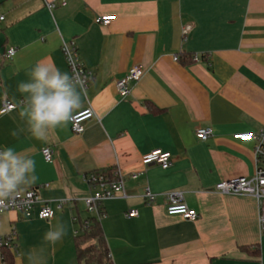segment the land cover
I'll return each instance as SVG.
<instances>
[{
    "label": "crops",
    "instance_id": "1",
    "mask_svg": "<svg viewBox=\"0 0 264 264\" xmlns=\"http://www.w3.org/2000/svg\"><path fill=\"white\" fill-rule=\"evenodd\" d=\"M0 15V56L16 48L0 67V111L4 99H25L18 85L37 62L71 75L62 52L67 43L91 74L74 113H95L84 133L74 134L69 121L43 140L27 131L23 104L0 114V150L12 147L35 161L37 179L24 189L40 188L54 213L50 220L39 219L38 208L29 218L0 214V237H11L16 248L13 264H29L33 250L41 264H78L74 219L86 218L84 200L93 193L85 177L112 169L124 178L126 194L102 204L113 264H264L257 201L215 191L221 181L264 169L255 142L234 138L264 129V0H0ZM102 15L116 19L101 26L95 18ZM185 55L196 59L175 60ZM137 66L143 77L122 98L116 82ZM203 128L212 130L206 141L196 137ZM154 150L171 154L168 169L143 164ZM171 193L196 210V221L167 214ZM132 210L138 216L128 218ZM57 223L67 234L53 246L43 237ZM243 247H259L260 254Z\"/></svg>",
    "mask_w": 264,
    "mask_h": 264
},
{
    "label": "built area",
    "instance_id": "2",
    "mask_svg": "<svg viewBox=\"0 0 264 264\" xmlns=\"http://www.w3.org/2000/svg\"><path fill=\"white\" fill-rule=\"evenodd\" d=\"M63 5L66 2L63 1ZM50 9L55 8L54 4H49ZM3 16L0 15V20H3ZM114 15H102L95 18V23L101 26H108L114 20ZM190 27L183 29V34L186 35ZM62 52L66 58L68 67L71 71V75L78 72L85 76L86 88L91 80V74L80 63L78 58L77 49L73 44L64 43L62 46ZM16 55V48L12 47L0 56V67L3 62L12 61ZM196 59V58H195ZM178 60V57L175 58ZM144 71L141 67L131 68L127 74L116 82V87L122 98H127L130 94V86L133 83L138 82L143 77ZM24 100H20L19 103L11 102L7 99L2 101V108L0 114L11 112L15 110L19 104H23ZM95 113L91 107L83 109L73 114L70 121L71 130L74 134L80 135L85 131V123L93 119ZM212 136V130L210 128L198 129L196 131V137L201 141H206ZM234 138L240 141H252L255 142V157L259 164H264V129L258 132H249L244 134H235ZM44 159L47 162H51L53 158L52 150L45 148L42 151ZM142 162L145 166L157 164L163 169H168L172 165V156L169 152L162 150H154L142 157ZM132 178H137V175H133ZM93 193L90 197L84 200L86 210L89 214L95 215L100 221L104 213L101 211L103 202L115 199L120 196H126L124 178L121 177L116 169H113V177L110 178L106 172L99 171L85 177ZM215 191L222 195L232 196H248L257 201L259 209V225L261 231L264 233V169L258 166L256 174L251 178H234L230 180L221 181L215 186ZM146 200H153V195L147 190L145 195ZM168 204L166 212L170 216H180L187 221H196L198 219V213L196 210L190 209L185 203H183L182 196L180 194H168ZM63 201L59 203V207L63 205ZM38 208L37 215L41 220H50L53 218L54 213L49 206V203L43 200L40 196V188H26L21 191L19 196H14L10 201H6L4 205H0V214L5 212H16L26 218L35 214ZM138 216L136 210H132L127 214L128 218H135ZM76 221V219H74ZM88 223H85V227ZM78 231L76 232V234ZM10 248L15 251V247L12 243L11 237H0V248Z\"/></svg>",
    "mask_w": 264,
    "mask_h": 264
},
{
    "label": "clouds",
    "instance_id": "3",
    "mask_svg": "<svg viewBox=\"0 0 264 264\" xmlns=\"http://www.w3.org/2000/svg\"><path fill=\"white\" fill-rule=\"evenodd\" d=\"M86 79L78 72L70 75L44 61L33 66L29 81L18 85L19 92L25 96L19 116L26 122L32 137L46 139L50 130L66 126L72 120L73 113L84 102ZM12 135L18 136L19 132L13 131ZM36 179L35 161L26 153L17 152L12 147L0 150V205L19 196ZM66 234V226L57 223L44 234L43 239L54 246ZM27 259L29 264H41L42 257L33 250Z\"/></svg>",
    "mask_w": 264,
    "mask_h": 264
},
{
    "label": "trees",
    "instance_id": "4",
    "mask_svg": "<svg viewBox=\"0 0 264 264\" xmlns=\"http://www.w3.org/2000/svg\"><path fill=\"white\" fill-rule=\"evenodd\" d=\"M178 60L182 64L188 65L195 61V57L185 55L184 57H178ZM104 172L110 178L113 177V169L105 170ZM101 211L103 212V208ZM86 213V218L80 213L75 215L76 224L79 226L78 233L75 234L78 264H113L100 221L95 215L89 214L87 210ZM86 222L88 225L85 227ZM1 250L4 264H13L11 249L3 247ZM242 250L250 252L252 255L260 254L259 247L253 251H250L248 247H243Z\"/></svg>",
    "mask_w": 264,
    "mask_h": 264
}]
</instances>
